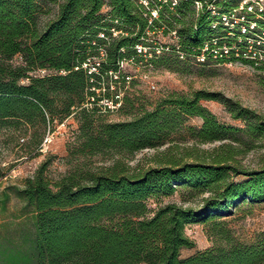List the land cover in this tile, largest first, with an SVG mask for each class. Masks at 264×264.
<instances>
[{
    "label": "trees",
    "instance_id": "16d2710c",
    "mask_svg": "<svg viewBox=\"0 0 264 264\" xmlns=\"http://www.w3.org/2000/svg\"><path fill=\"white\" fill-rule=\"evenodd\" d=\"M142 1L0 0V129H43V141L34 145L42 151L47 129L76 116L79 134L72 155L82 157H127L158 149L173 143L182 130L200 144L219 146L165 156L146 169H132L120 159L100 171L78 165L54 185L42 165L17 193L35 215L33 234L0 247V264H264V231L253 243H243L225 221L240 204L264 203V168L236 165L239 156L264 140V116L207 91L173 93L126 122L106 121L99 106L104 98L114 99L124 82L110 73L121 76L123 63L143 61L138 46L153 54L150 64L176 72L187 73L181 57L197 60L206 45L231 49L227 58L209 55L206 61H241L264 71L263 62L248 58L250 39L255 45L262 39L259 49L264 50V22L256 19L264 13L249 11L253 4L248 3L237 17L245 22L231 28L222 18L235 21L238 0ZM196 2L202 4L199 13ZM49 4L57 8L53 15L45 10ZM43 14L52 17L42 20ZM252 23L256 28L242 34V27ZM162 30L163 36L176 32L177 45L150 42V33ZM160 48L163 53L157 55ZM18 57L21 62L14 63ZM96 60L98 73L89 75L84 65ZM37 71L47 74L33 76ZM205 101L222 104L243 126L220 123ZM188 118L201 119V127H187ZM178 191L185 202H201L168 203L151 211V200L159 203ZM193 224L206 226L215 244L182 258V250L195 246L185 233Z\"/></svg>",
    "mask_w": 264,
    "mask_h": 264
},
{
    "label": "rangeland",
    "instance_id": "374dc122",
    "mask_svg": "<svg viewBox=\"0 0 264 264\" xmlns=\"http://www.w3.org/2000/svg\"><path fill=\"white\" fill-rule=\"evenodd\" d=\"M178 3L179 0H172ZM240 6L232 19L237 20L246 3H254L258 12L264 13V0H238ZM196 4V3H195ZM202 4L195 5L199 13ZM211 9V6H209ZM45 10L53 15L57 8L54 4L45 5ZM107 10H104L106 12ZM256 11V10H253ZM51 15L43 14L41 19L46 20ZM256 19L264 22V16ZM230 20V19H229ZM264 32V31H263ZM150 42L158 45H177L178 36L171 32L163 36V30L155 35L150 33ZM162 49L160 48V51ZM171 52V50H166ZM162 51L159 55H162ZM147 59L141 63L125 62L121 75H131L130 83L121 82L120 96L123 106L112 112H104L103 118L109 122H126L139 116L144 111H151L163 98L173 93L190 95L196 91L221 93L225 97L239 102L243 107L249 108L264 116V71L245 64L241 61L217 63L206 61L199 63L193 58L181 57L182 65L188 69L187 73L172 71L167 68L156 67ZM261 59V57H260ZM18 57L14 63H20ZM182 66V67H183ZM258 66H262L259 64ZM46 71H37L33 76H44ZM121 77V76H120ZM123 81V78H120ZM27 83V81H24ZM218 119L227 126L242 127L240 121L233 120L224 106L215 101L202 102ZM202 120L188 118L187 127L200 128ZM52 142L43 147L42 151L34 148V145L42 139L43 129L26 127L21 131L13 128L0 129V247L9 248L20 244L27 234H33L35 215L31 209L25 208V203L17 196L22 190L25 181L34 177L40 167L47 165L45 176L54 185L63 176L72 172L78 165L91 171H100L112 164L115 159L130 165L132 169H146L156 167L159 159L165 156H183L186 151L194 150L199 153L212 151L219 143L203 145L192 140L187 131L182 130L173 143L158 149H147L127 157H114L113 155H101L94 157H82L72 155L76 147L79 134V122L76 116H72L63 123L55 122L48 129ZM47 134V135H48ZM192 162V159H186ZM249 170L264 168V140L257 144V148L237 158V164ZM238 178L237 180H240ZM179 190V188H178ZM5 195L8 200L4 203ZM184 192L178 191L174 196L162 199L159 203L155 200L149 202L151 211H155L160 205L168 203L197 206L201 199L185 202ZM232 214L225 217L232 236L243 243H253L257 234L264 231V203L240 204ZM186 235L194 242L192 249H184L182 258H188L214 246V240L208 234V228L202 224L189 225L185 229ZM3 247V248H2Z\"/></svg>",
    "mask_w": 264,
    "mask_h": 264
},
{
    "label": "built area",
    "instance_id": "2783aa9c",
    "mask_svg": "<svg viewBox=\"0 0 264 264\" xmlns=\"http://www.w3.org/2000/svg\"><path fill=\"white\" fill-rule=\"evenodd\" d=\"M142 3H144L145 5H148L147 0H143ZM175 4L176 3L173 2V5H175ZM196 4L200 5L201 3L196 2ZM246 4H248V3H246ZM252 4H253V6L250 5L248 8V10L251 12L254 10V3H252ZM260 12H262V11H260ZM213 14H215V13L213 12ZM153 16L156 17L157 13H153ZM222 20L225 23V25H228L231 28H234L240 22H245L244 18L238 19V20H240L239 22L237 20L232 22L231 20H229L228 16H224L222 18ZM255 28H256V24H254V23H252L250 25L249 29L246 26H243L242 27V34L245 35V34L249 33L250 31H253ZM115 35H117V34L115 33ZM263 36H264V33H263ZM101 37H103V35ZM256 45H255L254 39H250L248 41V55H249L248 58L258 59L259 61L264 63V50L259 49L263 45L262 39L258 40ZM136 49H137V53L143 57V60L147 59V57H149L148 60L153 58V54L148 49L143 48L141 46H138ZM160 52H161L160 49H157L156 54L159 55ZM230 53H231V49L226 47V46H224L222 48L210 50L208 45H206L205 49H203L202 54L197 57V61L199 63H204V62H206L207 56H209V55H212L213 59H215V60L220 59V58H227L230 56ZM250 55H252V56H250ZM102 56L104 57V53H102ZM236 57H239L238 53L236 54ZM260 57H261V59H260ZM130 62H132V61H130ZM99 65L100 64L96 60L92 64L84 65V68L89 70L88 71L89 75H92L93 73H98ZM123 68H124V63L121 65V69H123ZM110 75H112L114 77V79H116V80H120V78H123L124 83H130V81H132L131 75H121V77H120V73H117V74L110 73ZM112 90H114V88H112ZM121 97L122 96H120V93H118V94H115V97L112 100L104 98L99 102V104H100L99 106L102 107V111H104V112H112V111L118 110L120 108V106L122 105V98ZM51 142H52L51 134H48L44 140L43 147L50 144Z\"/></svg>",
    "mask_w": 264,
    "mask_h": 264
}]
</instances>
